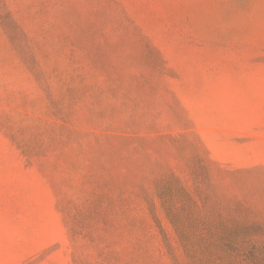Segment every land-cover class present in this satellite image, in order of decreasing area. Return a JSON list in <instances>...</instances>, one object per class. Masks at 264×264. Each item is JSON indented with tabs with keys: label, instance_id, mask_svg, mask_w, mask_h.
Instances as JSON below:
<instances>
[{
	"label": "rangeland",
	"instance_id": "obj_1",
	"mask_svg": "<svg viewBox=\"0 0 264 264\" xmlns=\"http://www.w3.org/2000/svg\"><path fill=\"white\" fill-rule=\"evenodd\" d=\"M0 264H264V0H0Z\"/></svg>",
	"mask_w": 264,
	"mask_h": 264
}]
</instances>
